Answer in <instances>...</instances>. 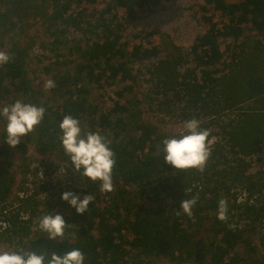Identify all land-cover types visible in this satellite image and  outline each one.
Listing matches in <instances>:
<instances>
[{"label": "trees", "instance_id": "16d2710c", "mask_svg": "<svg viewBox=\"0 0 264 264\" xmlns=\"http://www.w3.org/2000/svg\"><path fill=\"white\" fill-rule=\"evenodd\" d=\"M148 1L152 0H107L104 7L84 13L82 5L95 0H0V36L11 32L5 50L12 55L10 63L0 66V103L20 99L46 109L41 124L15 147L4 142L5 123L0 128L5 240L10 241L9 234H28L22 213L29 211L39 219L66 209L68 221L79 225L73 241L34 237L25 245L27 251L59 255L78 248L85 255L84 264H151L155 257L179 264H264V254L257 252L252 238L256 236L264 247V170L250 176L249 159L238 156L256 152L264 141V0H206L227 16L223 28L212 25L197 36L186 54L174 44L163 46L165 56L149 63L148 76L142 80L133 74L132 65L153 57L158 49L141 53L136 47L127 52L121 41V18ZM33 18L39 20L41 31L29 36L40 35L39 43L52 54L40 67L48 80L55 81L47 95L28 74L29 53L18 31ZM246 24L257 37L243 39L237 54L224 59L226 69L210 68L223 59L217 36L238 38ZM188 61L198 66L199 77L191 68L179 72ZM105 74L114 78L103 80L110 85L129 82L115 91L121 101L103 113L92 102L91 89L101 86ZM143 83L148 87L136 98L135 85L139 88ZM153 110L174 118L181 112L183 119L209 116L201 126L210 124L220 137L211 142L203 172L178 171L163 160L161 141L168 135L149 122L146 114ZM65 115L78 119L82 132H99L109 141L117 161L113 191L101 192L99 181L75 172L59 139L58 123ZM28 144L36 155L31 166L24 154ZM16 170L21 180L32 177L25 196L10 195ZM64 176L72 177L63 181ZM233 188L247 192V200L236 198ZM64 191L80 198L91 194L94 199L88 211L77 214L61 199ZM197 193L192 216L177 215L180 202ZM224 196L230 202L228 218L222 222L216 213ZM62 217L67 224V216ZM93 228L95 235L90 232ZM202 230L205 233L199 235ZM224 252L231 253L226 260Z\"/></svg>", "mask_w": 264, "mask_h": 264}, {"label": "rangeland", "instance_id": "374dc122", "mask_svg": "<svg viewBox=\"0 0 264 264\" xmlns=\"http://www.w3.org/2000/svg\"><path fill=\"white\" fill-rule=\"evenodd\" d=\"M227 2H236L237 0H226ZM107 0H95L93 4H83V12L89 11L91 8L99 9L104 7ZM213 3H209L206 0H156V2L148 1L145 5L137 7L133 13L130 15H122L121 18V41L124 44L127 52L131 53L135 50L136 52L145 53L146 50H151V48L156 47L158 49V53L153 57L147 59L143 57L142 61H138L132 65L133 74L144 80L148 76V68L149 63L155 62L157 58H163L165 56V49L172 48V44L179 47L180 51L186 54L187 50H190L192 44L196 40L197 36L202 35L208 32L209 28L213 25L214 29L221 30L223 28L224 21L228 20L227 16L223 14L219 9L214 8ZM120 14L122 13L119 10ZM41 31V27L39 25V20H28L19 28L22 44L26 46L29 53L30 58V72L28 73L31 76V79L34 82V86H42L44 87L45 81L48 80V76H46L40 69L41 65L49 62V57L52 56L49 49L44 48L38 41L41 36L37 35L34 37H30V34H34L35 30ZM71 35V33H70ZM79 35V34H78ZM11 36V32H2L0 36V51H6L5 49L8 46L9 37ZM76 36V35H75ZM245 37H257V34L254 30L249 28V24H246L244 27V31L238 38H233L231 36H217V42L219 44V48L222 54V61L216 62L214 65H211L210 68L226 69L224 66V59L229 60L230 55H236L237 51L240 47V43L243 42ZM171 44V45H170ZM163 46H166L163 47ZM162 47V48H161ZM165 48V49H164ZM186 68L194 69L195 76L199 77L198 66H194L193 63L188 61V63H183L179 67V72L184 71ZM107 74V73H106ZM102 76L101 86L94 85L91 89L92 102L97 103L100 107V111L103 113L106 112L107 108L112 106L114 103H119L121 100L119 96L116 94V89H120L123 85L127 84L129 80H125L123 82H119L115 85H110L107 81H112L107 77V75ZM120 75L117 77L119 78ZM148 85L143 83L141 87L137 88L135 85V89L133 95H136V98H140L142 95L140 93L142 91H146ZM137 90V91H136ZM45 95L49 93L48 89L44 90ZM12 97V96H11ZM13 101L6 102L5 104L12 103ZM0 105L4 106L3 101ZM0 106V107H2ZM143 111H147V109L142 106ZM164 111V110H163ZM225 113L228 110H224ZM149 117V122L156 124L158 128L164 131L168 136H173L180 131L182 128L183 121L186 120L181 117V112L179 116L174 118L171 114L163 115L157 113V110H153L151 114H146ZM225 115V119H226ZM192 118V117H191ZM5 121L0 119V128L4 125ZM19 155V153L17 152ZM25 156L28 157V161L30 166L35 164L34 157L35 151L31 144H28L25 149ZM239 157L245 158L248 160L247 156ZM15 160V157H12ZM250 164L253 162V167L249 168V175L253 176V172L255 169L261 168L264 170V146L260 156L257 154L254 155V158H249ZM15 163V162H14ZM250 166V165H249ZM28 173L27 175H29ZM172 174V173H170ZM72 176H64L62 178L65 181L67 178ZM31 176H28L21 180L20 173L16 170V179L15 185L12 187L11 196L16 193L21 196H25L26 191L24 188L31 187ZM233 193L236 191L234 188L232 189ZM224 199L229 204L230 200H228L227 196H224ZM256 208V207H255ZM2 214L3 210H0V250H14L19 248H24L28 243L29 239H32L36 236H47L45 233H41L37 227V216L30 215L29 211H26L20 215L28 216L29 219L25 220L28 224V234L20 235V236H11L9 234V239L5 240L7 233H5V228L2 227ZM208 226V222L204 224V228ZM239 226V225H238ZM78 227V226H76ZM75 227L74 231L71 228H68L65 231L66 238H69L73 241L74 236L77 232V228ZM263 229V228H261ZM263 231V230H262ZM91 233H94V228L91 229ZM202 232H205V230ZM200 232L199 235L203 233ZM75 233V234H74ZM253 233V232H252ZM251 233V234H252ZM253 236V235H252ZM253 241L258 246H261L258 243V239L256 236H253ZM237 249L240 250V245H237ZM134 250L131 249V253ZM227 252H224L226 254ZM193 262H185L182 264H192ZM151 264H179L174 263L166 259V257H155L151 259Z\"/></svg>", "mask_w": 264, "mask_h": 264}, {"label": "clouds", "instance_id": "9594fccd", "mask_svg": "<svg viewBox=\"0 0 264 264\" xmlns=\"http://www.w3.org/2000/svg\"><path fill=\"white\" fill-rule=\"evenodd\" d=\"M12 55L6 51H0V66L10 63ZM55 87L54 80H47L44 83L45 89ZM46 113L43 106H37L32 103L24 102L20 99L12 103L5 104L0 107V119L5 121L4 126V142L10 147H15L21 142V138L33 132L38 125L41 124ZM209 120V116L203 119L195 117L183 121L180 131L173 136H168L162 139L163 160L171 165L175 170L195 169L203 172L207 166V162L211 155V142L215 138L220 137L216 134L215 129L210 124L208 128L201 126ZM60 129L59 139L65 154L70 158L71 164L75 172L81 176L96 182H100L101 192L113 191V169L116 166V156L113 150L109 147V141L104 135L95 131L82 132L80 121L72 115L63 116L58 123ZM264 146V141L260 145V149L253 152L248 157L254 158L257 154L260 156ZM250 162V160H249ZM249 168L253 167V162ZM261 170V168H258ZM258 169H255V173ZM173 172L170 170V173ZM256 195V193H255ZM236 198L241 201L247 200V192L238 188ZM61 199L66 201L70 207H73L77 214H83L88 211L89 204L94 199L91 194L80 198L77 194L71 191L61 193ZM199 199V194H194L190 198H185L180 202L177 215L183 213L191 217L193 208ZM60 214L67 216V224L62 215L58 213L43 214L37 221V227L41 233H45L49 240L57 241L64 239L65 230L71 228L74 231L78 224L68 221L69 212L66 209L59 211ZM228 203L221 198L217 204L216 218L219 221H226L228 216ZM29 219L28 216H22L21 220ZM5 223L2 222V225ZM203 234L205 232H202ZM75 234V233H74ZM202 234V235H203ZM76 235V234H75ZM44 237V236H36ZM254 242V241H253ZM256 244V243H255ZM257 246V252L264 254V247ZM223 254V259L226 260L231 254L227 252ZM241 254V253H240ZM85 255L78 248H72L63 254L54 252L37 253L36 251H27L26 247L17 250H0V264H84Z\"/></svg>", "mask_w": 264, "mask_h": 264}, {"label": "bare ground", "instance_id": "6f19581e", "mask_svg": "<svg viewBox=\"0 0 264 264\" xmlns=\"http://www.w3.org/2000/svg\"><path fill=\"white\" fill-rule=\"evenodd\" d=\"M186 57V56H185ZM34 238V237H33Z\"/></svg>", "mask_w": 264, "mask_h": 264}]
</instances>
